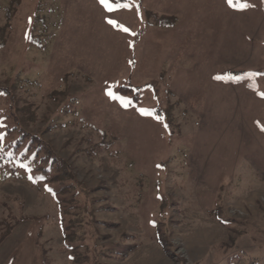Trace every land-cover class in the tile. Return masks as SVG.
I'll return each instance as SVG.
<instances>
[{
	"label": "rangeland",
	"instance_id": "374dc122",
	"mask_svg": "<svg viewBox=\"0 0 264 264\" xmlns=\"http://www.w3.org/2000/svg\"><path fill=\"white\" fill-rule=\"evenodd\" d=\"M119 3L0 0V137L68 166L0 165V264H264V0Z\"/></svg>",
	"mask_w": 264,
	"mask_h": 264
},
{
	"label": "trees",
	"instance_id": "16d2710c",
	"mask_svg": "<svg viewBox=\"0 0 264 264\" xmlns=\"http://www.w3.org/2000/svg\"><path fill=\"white\" fill-rule=\"evenodd\" d=\"M4 42L2 41L1 44ZM7 91V90H4ZM124 91V88H121ZM8 93V92H7ZM15 127L6 128L5 132L2 133L1 144H0V165H11V163L18 164L21 169L25 171L33 170L37 171L41 178L48 177L51 171L58 172L65 175L64 172L68 168L67 164L55 157L50 143L42 140L39 136L28 134L27 131H21L18 136L11 137L10 132ZM66 176V175H65ZM56 177V175H55ZM57 184L54 188H57ZM52 194H56L55 190ZM60 191V190H59ZM107 226H115L111 223H105ZM131 245L127 250L134 248ZM115 252V257L118 255L125 256L124 253Z\"/></svg>",
	"mask_w": 264,
	"mask_h": 264
},
{
	"label": "snow or ice",
	"instance_id": "6c2138e0",
	"mask_svg": "<svg viewBox=\"0 0 264 264\" xmlns=\"http://www.w3.org/2000/svg\"><path fill=\"white\" fill-rule=\"evenodd\" d=\"M100 4L109 12L111 11H116L119 10V8L123 7V8H130L131 5L129 4H120L119 0H116V3H112L111 0H99ZM228 4L230 7H235V3L234 0H227ZM248 5L247 4H243L241 5V7L239 8V10H244ZM110 24H113L114 26L116 25L115 21L109 20L108 21ZM125 32H128L129 30L127 28L122 29ZM217 79H219V77H217ZM108 95L112 98H115V95L113 92L109 91ZM262 97H264V93L261 94ZM142 113L144 110H141ZM261 130H264V127H262ZM0 139H2V137H0Z\"/></svg>",
	"mask_w": 264,
	"mask_h": 264
}]
</instances>
